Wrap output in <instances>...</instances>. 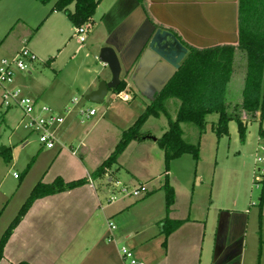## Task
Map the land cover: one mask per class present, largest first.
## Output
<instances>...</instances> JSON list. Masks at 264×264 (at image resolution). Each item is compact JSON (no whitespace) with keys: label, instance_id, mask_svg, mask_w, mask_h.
Masks as SVG:
<instances>
[{"label":"crops","instance_id":"obj_1","mask_svg":"<svg viewBox=\"0 0 264 264\" xmlns=\"http://www.w3.org/2000/svg\"><path fill=\"white\" fill-rule=\"evenodd\" d=\"M145 1L153 22L173 30L188 45L204 48L237 44L238 0ZM48 4L37 0H0V59L14 56L23 44L27 45L31 30L35 35L43 30L49 32L51 42L58 41L64 47L69 39L75 37V26L66 14L51 11L53 2ZM89 24L85 41L76 42L78 50L87 48L90 55L93 54L100 68H94L93 76L77 88L83 89L82 99L88 101L87 95L96 90L100 82L111 81L107 64L98 62L97 58L102 47H112L121 66L120 79L125 81L123 90L130 94L131 99L116 107L113 120H106H110L107 121L109 128L116 129L122 136L123 130L144 111L177 69L173 71L168 63L148 49L147 44L156 27L147 19L137 0H99ZM144 25L148 26V31L136 36L140 26ZM65 28L66 31L63 30ZM66 32L67 37L64 35ZM62 49H57V53ZM78 68L83 73H91L85 62ZM31 69L27 73L17 72L10 87H19L24 93L32 94V87L24 80L32 74ZM47 91L46 88L33 98L38 105H47L62 116L63 122L55 127L54 147L47 149L40 158L42 162L46 158L49 162L37 172L34 185L38 181L50 183L56 177L65 182L87 178V182L36 198L13 228L3 247L0 264H131L130 258L121 255L122 246L130 250L135 264H245L244 237L250 218L234 209L238 206V192H234L230 207H226L221 193L211 198L197 191L203 182V176L199 174L194 183L200 156L194 161L190 154H182L171 160L165 172L163 151L156 139L167 128L156 134L147 129L143 131L146 120L140 132L151 137L129 141L104 177L93 179L90 173L120 140L115 137L104 149L101 139L97 141L88 137L92 127L104 121L106 111L102 110L91 127L83 131L80 124L84 119H91L100 110L93 106L85 107L76 96L72 97L70 105L63 100L59 105L53 102L39 104V99L45 98ZM110 91L101 103L105 102ZM91 108L96 112L87 117L86 110ZM6 115L7 110L0 111L3 120ZM20 120L21 117L18 125ZM14 138L17 140L9 135L11 147L18 145L13 142ZM27 142L23 141L20 147ZM188 155L193 161L192 173ZM172 163L186 164L180 185L171 177ZM30 173L33 172L30 170L28 175ZM165 175L174 193L168 209L161 187ZM110 178L130 189L138 186L144 189L138 197H118L108 202L111 185L107 181ZM257 200L254 204L257 206V250L251 264H257L258 260L259 264H264V203L259 222V197ZM243 212L249 214L250 211L246 208ZM165 219L173 221V228L167 235L161 232L160 226ZM109 222L114 224L113 229L109 228ZM258 228L262 241L259 257Z\"/></svg>","mask_w":264,"mask_h":264},{"label":"rangeland","instance_id":"obj_2","mask_svg":"<svg viewBox=\"0 0 264 264\" xmlns=\"http://www.w3.org/2000/svg\"><path fill=\"white\" fill-rule=\"evenodd\" d=\"M72 7L71 4L69 9H72ZM66 29L63 30L66 31ZM139 30L136 36L142 32H147L148 26H140ZM33 33L34 31L31 30L30 42H27V46L35 51L37 59L30 65L32 74L24 79L27 85L29 84L34 91L30 95L34 97L36 93H40L47 88L48 93L45 98L39 99V104L44 103L49 105L50 102H53L59 105L63 103V100L70 105L72 104V97L76 96L82 100L85 107L93 106L97 110L99 109L100 111L94 117L89 120L84 119V122L80 124L83 131H87L102 110H105L104 121H100L98 125L92 127L88 137L97 139V141L101 139L102 148L107 149L106 147L111 145V141L115 137L118 139L121 137L116 129L113 128L112 130L109 128L111 126L107 121L114 119L113 112L123 101L118 99L111 91L103 103H92L82 99L83 89L77 87L83 83L85 85L93 76L92 72L94 68H100L94 60L93 54L90 55L87 48L78 50L79 44L76 42L77 39L75 37L69 39L68 44L64 47L58 41L51 42L52 38L49 32L43 30L36 35ZM64 35L67 37V32ZM57 49L62 50L60 53H57ZM97 60L101 62L99 57ZM84 62L90 66L91 73H83L78 68ZM246 64L247 57L245 52L236 49L232 55L230 63L231 73L225 88V101L229 107L242 102ZM23 84L25 85V82ZM176 106L177 103L173 100H170L167 104V109L172 118H174ZM0 111H4L2 106L0 107ZM20 117L21 111L17 107H11L7 109L5 120L0 118V148L8 145L11 155L9 161H5L0 156V235L30 194L32 186L37 181V172L42 170V167H45L49 162L47 158L44 162L40 160L41 156L48 150L39 145L36 134L18 125ZM242 119L246 124L245 140L243 142L239 139L234 121L228 123V134L218 137L211 129L212 123L217 120V114L211 113L205 116V130L200 139L202 145L201 147L199 146L200 161L194 183L196 184L199 174L202 175L203 182L200 187H196L197 191H201L205 197L211 196V198H216L221 193L226 207H230V201L233 198L234 192H238V206L234 207V209H238L241 215H248L250 218L246 227L244 243L245 264H251L255 261L257 250V222L255 218V208L257 206L254 204L258 201L261 189V182H255V174H257L258 168L264 167V161L255 162V157L256 155L264 157V151L260 149L264 145V137L258 134V118L251 121L249 116L243 113ZM166 128L167 117L160 115V117L151 116L147 119L142 130L145 131L147 129L151 133L156 134L161 129ZM181 128L183 130L182 137L194 143L197 139L196 127L190 123H181ZM262 128H264V121ZM9 135L17 138V140L13 139V142L18 144L16 147L10 146ZM22 140L24 142L27 140L28 142L23 147H20L23 143ZM189 156L190 162L188 164L191 166L192 173L193 161H191L192 159ZM36 164L41 167L35 168ZM185 165L184 163H172L171 177L178 185L182 182V177L186 170ZM27 166L28 169L24 173L23 171ZM30 170L33 173L28 175ZM113 171L115 172L116 168ZM14 172L17 174V177L13 176ZM161 180H163V177ZM246 208L250 211L249 214L243 212Z\"/></svg>","mask_w":264,"mask_h":264},{"label":"trees","instance_id":"obj_3","mask_svg":"<svg viewBox=\"0 0 264 264\" xmlns=\"http://www.w3.org/2000/svg\"><path fill=\"white\" fill-rule=\"evenodd\" d=\"M41 4L53 2L51 11H63L73 26L90 23L99 0H37ZM147 19L156 28L166 29L173 33L177 39L187 48L188 52L179 68L157 93L152 101L146 105L144 111L135 121L122 132V136L114 149L90 173V177L98 179L104 177L107 170L116 162L118 155L133 139L151 137L148 133H141L140 129L149 117H167V129L157 138V144L163 151L165 172L168 171L171 160L182 154H190L194 161L199 158L200 138L205 130V116L216 113L217 120L212 123L211 129L220 137L228 134V123L234 121L239 139L245 140L246 124L242 114H247L251 121L258 120V134L264 137V0H238V41L237 44H222L204 48L188 45L180 40V37L171 29L162 27L153 22L148 14L145 0H137ZM72 9H69L70 5ZM245 52L247 57L246 76L242 90L243 99L239 104L229 107L225 101V88L231 73L230 63L235 50ZM125 87V81L119 83L110 90L118 92ZM170 100L177 103L174 118L171 117L167 104ZM181 123H190L196 127L197 139L191 143L184 139ZM0 156L5 161L11 159L10 148L1 147ZM30 165V164H29ZM28 165V166H29ZM28 166L24 169L26 173ZM19 178V176H18ZM87 182V178L65 182L56 177L50 183L38 181L31 189L27 199L21 205L17 214L0 235V258L3 247L7 242L13 228L25 214L31 203L38 197L72 189ZM165 192V204L168 209L173 202V189L165 175L161 186ZM264 203V174L261 180L259 195L260 222L261 209ZM177 223V222H176ZM173 221L167 219L160 223L161 232L167 235L173 228ZM258 257L260 255L261 239L258 228ZM165 244V241L163 242ZM17 264H27L19 262ZM259 264V260L257 261Z\"/></svg>","mask_w":264,"mask_h":264},{"label":"built area","instance_id":"obj_4","mask_svg":"<svg viewBox=\"0 0 264 264\" xmlns=\"http://www.w3.org/2000/svg\"><path fill=\"white\" fill-rule=\"evenodd\" d=\"M89 23H85L74 28V36L79 43L85 41ZM37 59L35 53H33L26 44H23L16 54L10 58L0 59V106L7 110L11 107H17L21 111L20 125L36 134L39 145L43 148H53L56 142L55 127L63 122V117L57 114L47 105H38L36 100L30 95L23 92L19 87H10L13 82L15 74L17 72L27 73L30 70V65ZM115 96L121 101H128L131 99L130 94L121 90L114 93ZM96 112L95 109H87L86 116H92ZM264 151V145L260 147ZM264 161V157L256 155L255 162ZM264 174V167L258 168L257 174H255V182H261ZM14 177L17 174L13 173ZM111 185V192L107 201L113 202L118 197L134 196L138 197L143 191V186L135 188H129L123 185L118 180L109 179L107 181ZM109 228L113 229L114 224L108 223ZM120 253L125 258H130V263L135 264V260L131 258V252L125 246L120 248ZM141 264V263H138Z\"/></svg>","mask_w":264,"mask_h":264},{"label":"water","instance_id":"obj_5","mask_svg":"<svg viewBox=\"0 0 264 264\" xmlns=\"http://www.w3.org/2000/svg\"><path fill=\"white\" fill-rule=\"evenodd\" d=\"M147 46L158 58L168 63L173 71L179 68L188 52L173 33L161 28L155 29ZM99 58L107 64L112 79L108 83L100 82L98 88L87 95V100L92 103H101L108 90L114 88L120 81L121 66L115 50L110 46H104L100 50Z\"/></svg>","mask_w":264,"mask_h":264}]
</instances>
